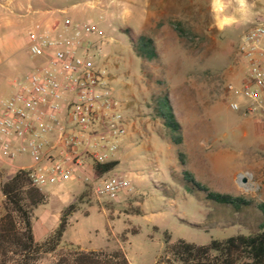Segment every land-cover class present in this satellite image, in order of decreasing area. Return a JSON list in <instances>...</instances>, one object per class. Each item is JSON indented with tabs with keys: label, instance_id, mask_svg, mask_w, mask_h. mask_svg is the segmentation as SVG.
<instances>
[{
	"label": "rangeland",
	"instance_id": "obj_1",
	"mask_svg": "<svg viewBox=\"0 0 264 264\" xmlns=\"http://www.w3.org/2000/svg\"><path fill=\"white\" fill-rule=\"evenodd\" d=\"M62 9L65 14L48 13ZM3 13L33 18L32 24L50 19L91 23L99 33L92 37L89 54L105 69L122 116L115 153L119 165L101 178L121 177L132 191L109 201L92 198L83 190L87 194L74 202L85 230L78 233L82 245L68 242L73 232L69 228L59 249L69 245L84 251L119 248L132 258L131 251L136 249L147 262L156 260L157 264L164 253L165 233L171 243L183 239L206 245L251 231L250 214L233 213L206 201L205 192H188L181 182L188 173L210 193L264 203V116L244 115L249 101L238 93L247 72L236 48L247 25L216 29L210 0H0ZM255 22L264 23V14L257 15ZM172 23H179L185 33L182 39ZM142 37L152 39L157 59L136 55L134 47ZM39 60L22 51V72ZM5 83L0 101L12 88ZM229 85L233 91L227 90ZM164 98L180 126L177 146L172 138L178 134L166 127L157 105ZM232 103L239 106L238 111L230 108ZM12 175L0 163V191ZM92 207L95 213L82 220ZM135 209L141 214L136 215ZM102 211L116 222L105 232ZM3 214L4 199L0 198V217ZM34 233L38 244L47 238L40 226ZM89 240L95 247H105L93 249L86 243ZM56 254H39L31 264H50ZM17 263L19 259L11 256L4 261Z\"/></svg>",
	"mask_w": 264,
	"mask_h": 264
},
{
	"label": "built area",
	"instance_id": "obj_2",
	"mask_svg": "<svg viewBox=\"0 0 264 264\" xmlns=\"http://www.w3.org/2000/svg\"><path fill=\"white\" fill-rule=\"evenodd\" d=\"M56 11L66 13H48ZM97 33L91 23L70 19L31 25L28 52L41 63L14 78L12 93L0 101V163L12 174L27 172L40 190L77 179L96 199L114 201L132 187L121 177H97L93 170L112 160L122 133L107 73L89 54ZM236 51L247 72L238 92L249 101L244 115L264 116V23L241 35ZM230 108L239 110L236 103ZM22 157L27 166L16 163Z\"/></svg>",
	"mask_w": 264,
	"mask_h": 264
},
{
	"label": "trees",
	"instance_id": "obj_3",
	"mask_svg": "<svg viewBox=\"0 0 264 264\" xmlns=\"http://www.w3.org/2000/svg\"><path fill=\"white\" fill-rule=\"evenodd\" d=\"M179 38L184 31L179 23H172ZM134 51L144 60L157 59L154 43L150 38H140ZM166 127L177 135L172 138L174 145L180 144V126L175 121L170 104L166 98L157 102ZM180 159L182 155H179ZM182 161V159H181ZM118 165L110 161L94 166V174L101 177ZM183 186L188 192L203 191L205 200L221 204L233 213L250 214L254 226L247 234H236L221 240H210L206 245H196L178 239L170 242L169 234H164V253L159 256L157 264H264V203H254L243 198L230 195L213 194L195 183L193 178L184 173ZM4 197V214L0 217V258L4 261L8 256L19 259L17 264H31L39 254L56 253L50 264H129L123 251L119 248L113 251L106 249L84 251L73 245L59 249L63 234L66 231L68 217L74 211L75 205L67 207L61 214L59 224L54 232L41 244L35 242L32 230L33 211L48 201L47 195L31 185L28 174L18 171L7 179L2 187ZM136 215L141 211L134 210Z\"/></svg>",
	"mask_w": 264,
	"mask_h": 264
},
{
	"label": "crops",
	"instance_id": "obj_4",
	"mask_svg": "<svg viewBox=\"0 0 264 264\" xmlns=\"http://www.w3.org/2000/svg\"><path fill=\"white\" fill-rule=\"evenodd\" d=\"M250 3L253 5V11L250 19L247 22H241L236 24V25H244V26L247 25V28H245L244 31L241 32L239 37H241V35H243L246 31H248L253 24L257 23V22L253 23L257 15L264 14V0H250ZM231 11L232 10L229 9V14H231ZM32 22H33V18L31 19L28 17L20 18L18 16L11 15L10 13H6V14L3 13L2 15H0V86H1L0 89L2 88V82L4 83V81L6 82L5 84L7 88H11V82L14 78L24 77L27 73H29L32 69H34L36 66H38L41 63V59H40L39 62L31 70H26L22 72L23 69L22 51L28 52L27 32L31 27ZM11 75H15V77L12 80H10L9 78L11 77ZM11 93H12V88L10 89L9 95ZM111 161H117L119 165V159L116 158L115 155ZM16 163L17 164L22 163V167H24L27 166V164H29V160L27 158L22 157V159H19V161L17 160ZM93 170H94V166H93ZM44 189H49V190L48 192H45ZM44 189H42V191L47 195L48 201L45 205L38 206L33 211L32 214V230H33L34 238H35L34 232L36 226L38 227L40 226V228L47 233L46 236L48 237L57 228L63 211L70 205L74 204V202L78 199V196L81 197L87 194V192H83V190H86L90 193V191L82 183V181L77 179L71 180L59 186H48ZM90 195L92 196V198H95L91 193ZM0 198L2 199V197ZM38 210H40L39 212L40 217L39 215H37ZM94 213H95V208L92 207L90 209L89 214L84 215L82 220L85 221ZM78 215L79 212H75V211H73L70 214L68 218L66 231L69 230V228H72L73 230L71 234L72 236L68 240V242L82 245L81 243L82 241H80V236H78V233L80 232L84 233L85 230L80 224L81 219L78 217ZM99 215L102 216L103 217L102 220H104L103 222L104 232L106 227L110 229L111 225L115 226L116 222L113 220L109 221L106 218V213L104 211H102L101 214ZM38 217H39V223H37ZM130 221L133 222L132 219H130ZM66 231L64 232L62 239L64 238ZM94 231L97 232V230ZM86 243L90 245L93 249H99L105 247V244L103 247H95L91 244L90 240ZM132 248L133 247H131V249ZM131 252L133 258L132 256L127 257V255H125L129 264H156V260L147 262L144 259V255L141 250L132 249Z\"/></svg>",
	"mask_w": 264,
	"mask_h": 264
},
{
	"label": "clouds",
	"instance_id": "obj_5",
	"mask_svg": "<svg viewBox=\"0 0 264 264\" xmlns=\"http://www.w3.org/2000/svg\"><path fill=\"white\" fill-rule=\"evenodd\" d=\"M114 3L118 0H113ZM231 9V14H229ZM213 25L219 31L230 29L234 25L247 22L253 11L250 0H210Z\"/></svg>",
	"mask_w": 264,
	"mask_h": 264
},
{
	"label": "water",
	"instance_id": "obj_6",
	"mask_svg": "<svg viewBox=\"0 0 264 264\" xmlns=\"http://www.w3.org/2000/svg\"><path fill=\"white\" fill-rule=\"evenodd\" d=\"M240 179H241L242 181H244V180L242 179V177H240Z\"/></svg>",
	"mask_w": 264,
	"mask_h": 264
}]
</instances>
